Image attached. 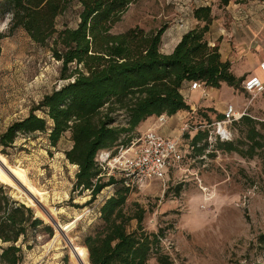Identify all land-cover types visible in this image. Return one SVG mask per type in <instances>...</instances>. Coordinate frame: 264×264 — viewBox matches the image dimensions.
Masks as SVG:
<instances>
[{"label":"trees","instance_id":"obj_1","mask_svg":"<svg viewBox=\"0 0 264 264\" xmlns=\"http://www.w3.org/2000/svg\"><path fill=\"white\" fill-rule=\"evenodd\" d=\"M136 1L0 0V21L6 20L8 29L7 34L0 31V42L15 30H23L59 62L61 81L26 117L0 133L1 153L17 139L35 133L45 134L56 147L68 133L72 145L63 153L77 167L72 190L88 192L87 203H92L104 189L113 187L99 208L98 222L83 236L82 246L70 250L76 264H148L151 259L172 264L162 245L166 228L145 229V209L137 202L128 204L133 186H127L123 177L108 175L98 154L116 146L129 148L139 138V125L149 117L190 111L181 93L185 83L216 89L225 83L243 91V78L232 73L230 63L221 61L218 46L206 39L214 19L210 6L193 10L196 24L165 54L161 51L164 26L150 32L138 26L112 32ZM231 1L218 0V6ZM74 7L76 25L58 29V18ZM234 123L242 127L243 137L236 141L216 138L218 149L242 158L259 157L264 176V121L246 114ZM200 136H193V146ZM28 205L15 200L0 182V264H21L23 251L31 247L29 242L35 241L39 227L53 235L52 226L43 224L37 217L42 214L35 216ZM258 241L264 244V234Z\"/></svg>","mask_w":264,"mask_h":264},{"label":"rangeland","instance_id":"obj_2","mask_svg":"<svg viewBox=\"0 0 264 264\" xmlns=\"http://www.w3.org/2000/svg\"><path fill=\"white\" fill-rule=\"evenodd\" d=\"M249 2L246 4H252ZM231 3L239 4L235 0ZM200 6H210L214 12L223 8L218 6V0H137L112 32L135 26L150 32L164 26L166 34L175 25L181 32L186 29L178 27L179 22L191 23L193 10ZM75 9L58 18V29L64 24L76 25ZM0 31L7 34L6 20L0 21ZM59 67L50 52L21 29L1 40L0 133L12 122L26 117L43 95L61 84ZM238 93L242 96L243 91ZM229 95L222 92L223 98ZM243 95L242 104L247 98L251 101L249 115L264 121V92L254 97ZM213 102L212 108H200L194 118H185L193 130L182 136L186 153L180 169L171 170L163 181L133 186L128 204L137 202L145 209L143 225L148 231L166 228L162 245L172 264H264V244L258 241L264 234L261 159L242 158L218 149L221 140L215 138L216 126L208 124L219 121L217 116L225 105ZM226 128L231 139L222 141L243 137L242 127L234 122ZM197 133L201 140L193 146L192 138ZM71 145L68 133L56 147L49 144L45 134L35 133L17 139L4 154L0 151V164L6 166L4 170L0 165L1 184L15 200L30 204L35 216L42 214L37 217L53 229L52 237L43 226L37 229L35 241H30L31 247L23 251L21 264H76L70 250L82 246L83 236L98 222L104 199L113 192V187L104 189L95 201L87 203L88 192L72 190L77 167L63 153ZM126 150L116 146L98 154L108 175L121 177L114 160L129 155ZM202 187L212 195L206 203ZM55 223L67 228L65 234L59 232ZM148 264L157 262L151 259Z\"/></svg>","mask_w":264,"mask_h":264},{"label":"crops","instance_id":"obj_3","mask_svg":"<svg viewBox=\"0 0 264 264\" xmlns=\"http://www.w3.org/2000/svg\"><path fill=\"white\" fill-rule=\"evenodd\" d=\"M249 3L252 4L230 2L227 6L217 9L216 12L213 10L212 14L217 15V18L210 26L206 39L210 44L218 46L221 61L230 63L231 71L236 77L244 80L250 75H258L264 79L259 70V62L264 60V1H250ZM225 14H228V17ZM195 24L196 21L192 17L191 23L190 21L185 22V29ZM176 29L178 28L175 25L163 34L161 51L165 54L172 52L186 31L181 30L180 32ZM224 90L229 92L228 98L222 97ZM181 93L187 105L190 106V111L181 110L172 116L149 117L139 125L137 130L141 134L154 129L164 136H180L182 124L189 121L185 120L186 116L194 118L196 111L200 108H212L213 100L215 104L225 105L220 110L221 114L228 104H233L238 111L247 108V113L251 105V102L248 103V98L242 104L243 94L247 93L243 91L241 96L238 90L225 83L218 89L205 86L204 91L191 89L190 84L185 83Z\"/></svg>","mask_w":264,"mask_h":264},{"label":"built area","instance_id":"obj_4","mask_svg":"<svg viewBox=\"0 0 264 264\" xmlns=\"http://www.w3.org/2000/svg\"><path fill=\"white\" fill-rule=\"evenodd\" d=\"M178 26L182 29L186 28L182 21ZM259 70L264 78V60L259 62ZM190 88L204 91L205 86L199 82H192ZM242 89L249 96H257L264 92V79L258 75H250L243 80ZM250 102L249 100L248 103ZM222 114L221 120L208 124V127L216 126L215 138L221 141L230 140V132L226 126L248 114L247 108L238 111L233 104H228ZM191 130H193L192 124L187 121L180 128V136H164L154 129L141 134L127 148L126 152H130L129 155H123L114 160L118 164L117 169L121 177L125 179L126 185L138 187L148 182L163 181L171 170L180 169L186 153L182 144V136ZM99 162L104 165L100 160ZM202 190L204 192L203 201L206 203L212 199V195L205 187H202Z\"/></svg>","mask_w":264,"mask_h":264},{"label":"water","instance_id":"obj_5","mask_svg":"<svg viewBox=\"0 0 264 264\" xmlns=\"http://www.w3.org/2000/svg\"><path fill=\"white\" fill-rule=\"evenodd\" d=\"M1 165V164H0ZM2 166V168L4 169V170H6V166H4V165H1ZM22 188V187H21ZM24 189V188H23ZM78 220L77 219H75L74 220V223H76ZM55 225H56V227L58 228V230H59V232H61V233H64L65 234V231H67V228H65V226L63 227L61 224H59V223H55ZM69 244L70 245H72V243L71 242H69ZM90 264V263H89Z\"/></svg>","mask_w":264,"mask_h":264}]
</instances>
